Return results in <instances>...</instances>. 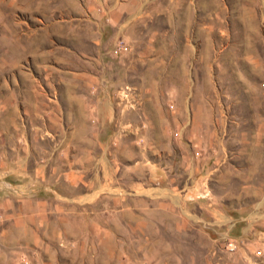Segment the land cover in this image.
<instances>
[{
	"label": "rangeland",
	"instance_id": "374dc122",
	"mask_svg": "<svg viewBox=\"0 0 264 264\" xmlns=\"http://www.w3.org/2000/svg\"><path fill=\"white\" fill-rule=\"evenodd\" d=\"M0 264H264V0H0Z\"/></svg>",
	"mask_w": 264,
	"mask_h": 264
},
{
	"label": "built area",
	"instance_id": "2783aa9c",
	"mask_svg": "<svg viewBox=\"0 0 264 264\" xmlns=\"http://www.w3.org/2000/svg\"><path fill=\"white\" fill-rule=\"evenodd\" d=\"M229 245H230L232 248H234V246H235V245H233V241H230V242H229Z\"/></svg>",
	"mask_w": 264,
	"mask_h": 264
}]
</instances>
